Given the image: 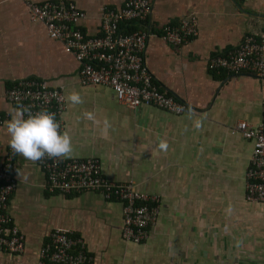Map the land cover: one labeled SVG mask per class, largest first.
Wrapping results in <instances>:
<instances>
[{"label":"crops","instance_id":"crops-1","mask_svg":"<svg viewBox=\"0 0 264 264\" xmlns=\"http://www.w3.org/2000/svg\"><path fill=\"white\" fill-rule=\"evenodd\" d=\"M27 1L72 3L85 14L82 32L97 36L103 8L118 10L126 0H0V164L15 108L6 91L18 80L36 78L65 98L62 132L72 137L73 152L59 159L98 160L107 180L132 181L137 191L158 196L159 213L145 242L126 243L120 201L96 192L49 193L38 163L14 152L16 188L7 213L25 248L15 255L0 251V264H37L57 228L83 240L90 264H264V206L244 199L252 143L231 133L239 121H260L264 76L207 68L210 57L235 48L245 34H264V0H149L147 28L156 36L146 44L144 63L159 90L185 104L180 115L154 107L131 111L108 87L80 86L78 63L41 23L29 21ZM185 17L196 20L195 36L178 46L164 42L162 27ZM72 91L82 104L67 100ZM201 116L203 127L196 129L193 121ZM161 139L167 152L158 147Z\"/></svg>","mask_w":264,"mask_h":264},{"label":"built area","instance_id":"built-area-1","mask_svg":"<svg viewBox=\"0 0 264 264\" xmlns=\"http://www.w3.org/2000/svg\"><path fill=\"white\" fill-rule=\"evenodd\" d=\"M28 19L41 23L47 36L63 44L79 65L80 86L110 88L119 104L136 111L154 107L172 115L186 111L184 103L161 92L147 71L144 51L151 37L156 35L147 28L151 16L149 0H126L116 10L104 7L100 17V34L85 35L79 22L84 12L74 4L63 1L26 2ZM134 23L137 29L126 32ZM161 39L173 46L181 45L196 34V20L181 18L176 25L162 27ZM207 68L226 74L250 73L264 76V34H245L241 43L227 53L215 55L207 61ZM6 100L13 106H30L33 113L47 109L56 114L61 125L65 109L62 90L36 79L14 82L6 91ZM4 121L0 114V126ZM252 143V151L245 172L244 199L264 206V101L257 125L239 121L231 130ZM46 176L45 190L49 193L71 194L96 192L105 200L122 204L121 239L139 244L149 237L159 213V198L139 192L133 182L115 184L101 173L98 160L93 158L61 160L47 158L37 161ZM14 151L9 147L0 164V251L9 255L21 254L25 248L23 234L12 223L7 213L8 201L16 188ZM80 237L57 228L39 251L37 264H90L91 257Z\"/></svg>","mask_w":264,"mask_h":264},{"label":"clouds","instance_id":"clouds-1","mask_svg":"<svg viewBox=\"0 0 264 264\" xmlns=\"http://www.w3.org/2000/svg\"><path fill=\"white\" fill-rule=\"evenodd\" d=\"M67 100L73 105L82 104L83 98L77 91H72ZM86 119L97 122L94 113L85 112ZM195 113L189 107L188 117L192 119ZM206 116H201L193 121L196 129L203 127ZM98 123V122H97ZM104 133L106 134L110 124L104 120ZM61 125L56 120V114L47 109L33 113L30 106L17 104L13 109L11 119L6 122V131L10 137L11 149L26 160L37 162L47 158H69L73 152L72 137L68 131L61 132ZM159 149L167 152L169 145L161 139Z\"/></svg>","mask_w":264,"mask_h":264},{"label":"trees","instance_id":"trees-1","mask_svg":"<svg viewBox=\"0 0 264 264\" xmlns=\"http://www.w3.org/2000/svg\"><path fill=\"white\" fill-rule=\"evenodd\" d=\"M125 29H126L125 30L126 32H132V31L136 30V27H131V26L128 25Z\"/></svg>","mask_w":264,"mask_h":264}]
</instances>
